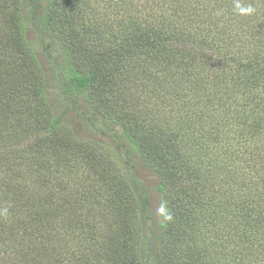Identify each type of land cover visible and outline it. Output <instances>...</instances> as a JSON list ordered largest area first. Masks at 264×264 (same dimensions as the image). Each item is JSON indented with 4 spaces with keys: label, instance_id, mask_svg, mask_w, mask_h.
Segmentation results:
<instances>
[{
    "label": "trees",
    "instance_id": "trees-1",
    "mask_svg": "<svg viewBox=\"0 0 264 264\" xmlns=\"http://www.w3.org/2000/svg\"><path fill=\"white\" fill-rule=\"evenodd\" d=\"M79 1L93 11L65 0H0V13L12 11L10 46L0 47V264H62L66 250L70 264H187L181 245L198 238L197 222L206 218L232 233L235 264L264 258V0H239L254 8L243 15L236 0H121L122 21L114 24L94 0ZM135 85L160 105L137 110V96L132 107L114 94ZM58 88L60 108L51 99ZM175 95L180 109H170ZM136 114L141 124L130 120ZM71 115L97 136L77 134ZM105 147L115 154L111 174L91 160ZM23 157L37 168L23 173ZM141 163L156 176L170 221L152 212ZM116 173L133 190L119 185V202L104 213L88 187ZM32 175L30 186L22 184ZM202 249V264L219 255Z\"/></svg>",
    "mask_w": 264,
    "mask_h": 264
},
{
    "label": "rangeland",
    "instance_id": "rangeland-1",
    "mask_svg": "<svg viewBox=\"0 0 264 264\" xmlns=\"http://www.w3.org/2000/svg\"><path fill=\"white\" fill-rule=\"evenodd\" d=\"M69 1V5L71 6L70 8H73L77 11L82 10L83 12H91L93 11L94 7H90L89 10L86 8H81L80 7V3L81 1L79 0H65V4L67 5V2ZM96 0L92 1V6L95 4V6L97 7V14H100L101 16H105L106 19H108V22L113 23L115 21H122V17H123V11H122V2L121 0ZM69 5H67L69 7ZM95 7V9H96ZM140 8V6H139ZM138 8V10H139ZM11 10H7L4 12L0 13V47H2V43L7 44L8 46H10V29L12 26V20H11ZM125 18V17H124ZM88 22H92L87 20ZM93 23V22H92ZM120 27V25L118 26ZM29 38L31 40H34L35 43H38L37 38L35 36V34L31 31L29 34ZM41 60L44 64L45 70L46 72H51L50 69V64H49V60L47 59V57L44 55V52H40L39 53ZM2 57H6L4 54L1 55ZM38 81H34L33 82V87H37ZM141 89L139 86L135 85L133 87V90H127L124 87L118 89V90H114V94H116V96H120L121 98V102L125 99H129L131 101V106L134 107V97L133 95L137 96L135 97V104H136V108L137 110H140L141 108H145L146 110H152V108L154 107H158L160 105L159 99H157L155 96H153L151 93H149V98L147 99V97H145L144 95H140L142 93L145 92V90H139ZM53 93L51 95V99L52 102L54 103V106L56 108H60L63 105V101H65V99L62 96L60 89H52ZM148 91V90H146ZM170 98V97H169ZM83 98H80V100ZM180 96L179 95H175L172 98V105H170V109L173 107H177V109L181 108L180 105ZM77 107L76 108H81L82 106L77 103ZM173 110V109H172ZM76 109H74L72 111V114L77 115L76 114ZM151 113H148L147 116L149 117ZM71 115L72 117H69V120H71L72 122H74L76 124L75 130L77 131V134H80L84 137H95L97 136L96 133L92 130V127H89L86 121H83L80 118H76L75 120L73 119L75 116ZM78 117V116H77ZM136 120L137 123L141 124L138 118V115L136 114L135 117L133 119L130 120ZM12 120L14 122L16 121H20L22 120V118L19 119H14L12 118ZM14 122H9V124L12 126L15 123ZM102 126H104L106 129L111 130V128H108L105 124L101 123ZM112 125V124H108ZM172 127L174 128V124L172 125ZM171 128L169 127V129L166 130H170ZM73 131V130H72ZM74 132V131H73ZM172 132V131H171ZM75 133V132H74ZM181 137V136H179ZM106 143L112 147L113 143L112 141L108 138L105 140ZM88 144V143H87ZM89 146L93 147L94 145L92 143L88 144ZM109 149H107V147L104 148H96V156H93V158L91 159L92 162H94L95 164L99 162V164L101 163V160L104 162V164H106L107 166L105 167V171L107 174H111L112 171H107L108 170V164H109V160L111 158V160L113 159V155H115L113 152L108 151ZM68 153L70 154V151H68ZM78 155L80 156L79 158V162L80 168H85L87 167L86 165V161H85V157H84V153H83V149H80L78 152ZM78 162V160H77ZM78 162V163H79ZM143 164V165H142ZM37 165H36V161L33 158H22V166L21 169H23V173L29 171L30 169H36ZM121 169V173L122 170H125V174H126V169L125 167L120 166ZM139 176L142 179V181L145 184V189L146 191L149 192L151 199H150V203H151V208H152V212H156L157 209L159 208V204H160V195L157 192V190L155 189L156 187V183H157V179L156 176H154V174L147 168L144 167V163H141L139 165ZM117 174V173H116ZM116 179H112L113 177L110 178V180L108 179L109 177H105L104 179H95L94 181L91 182V186H89V190H91V204L94 207H99L101 206L104 209V213L108 212L110 210V207H112L113 204V200L118 201L117 197L120 194V188L118 187L119 185H127L126 189L127 190H133V186H132V181H130L129 178H127L126 182H120L118 181V174L116 175ZM127 176V174H126ZM219 178H222L221 175L219 174ZM36 180V177L34 175H32L31 177H29V180H26L25 177H23V179L21 180L22 184H25L27 186H30L34 181ZM109 180V182H107ZM57 181L60 183H67V181H65L64 177H57ZM220 183V182H219ZM218 183V186H220V184ZM112 186H116L115 188H109ZM221 186L223 187V182L221 181ZM118 187V188H117ZM109 188V189H108ZM32 189V188H31ZM116 193H119L117 195H114ZM113 194V195H112ZM121 195H123V191L121 193ZM57 198V197H56ZM67 198V196L63 193L62 196L58 197L57 200L60 201H64ZM119 202V201H118ZM104 204V205H103ZM98 217L101 216V214H97ZM207 218L204 219L203 221L197 222V226L200 227V229L198 228L199 231V235L198 238L193 239L192 241L189 242H184L181 246H182V253L179 257V259H181L182 261H184L187 264H202L201 261L203 260L200 256H202V252L203 249L200 253H198V251L201 249V246H203V244H206V246L208 245V247H210V249L212 250V252H214V254L216 255L217 253H219V255L214 256L215 258L212 259V261L208 264H235V256H234V250H235V245H234V237L232 235V233L226 234L223 233V231H217L218 227L220 226V224L217 225L216 228V224L215 221H211L209 223H207ZM112 221V220H111ZM82 229H80L78 232H80L79 234H77L78 236L77 241L81 238L82 236ZM110 232V231H109ZM203 233V234H202ZM223 233V237L221 238L220 236ZM66 234V228H62V235L63 237L67 238L68 236L65 235ZM202 234V235H201ZM215 235L218 236V240H216L217 238H215ZM64 238L61 237L60 235V243L63 244L64 242ZM83 244H86L84 242H80L76 248V253H77V260H83V257L85 256V247ZM187 246L191 247H195L198 246L197 248H186ZM75 248V247H74ZM179 248V247H178ZM234 248V249H233ZM233 250V251H232ZM185 252V253H184ZM224 252V253H222ZM76 253H74L76 255ZM261 255L258 254L257 257H259ZM71 258H73L72 255L68 254L67 255V250L64 251V258L62 259V264H70V260ZM248 264H264V258H260V259H256V255H253V257H249L248 260Z\"/></svg>",
    "mask_w": 264,
    "mask_h": 264
},
{
    "label": "clouds",
    "instance_id": "clouds-1",
    "mask_svg": "<svg viewBox=\"0 0 264 264\" xmlns=\"http://www.w3.org/2000/svg\"><path fill=\"white\" fill-rule=\"evenodd\" d=\"M235 10H236L239 14H241V15H243V14H251V13L254 12V8H253L251 5H249V6H247V7H244V6H242V5L239 3V0H236V3H235ZM218 14H219V13H218ZM157 211H158V213H159L160 215L163 216V218H164L165 220H169V221H170V220L172 219V214H171V212L167 210V202H166V201H162V202H161V205H160V207L157 209Z\"/></svg>",
    "mask_w": 264,
    "mask_h": 264
}]
</instances>
